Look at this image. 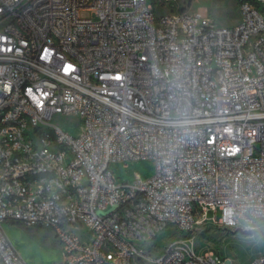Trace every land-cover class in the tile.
Listing matches in <instances>:
<instances>
[{
  "label": "built area",
  "instance_id": "built-area-1",
  "mask_svg": "<svg viewBox=\"0 0 264 264\" xmlns=\"http://www.w3.org/2000/svg\"><path fill=\"white\" fill-rule=\"evenodd\" d=\"M238 13L0 0L1 264H27L8 223L49 230L56 264H226L197 227L264 221V0ZM138 160L153 175L118 182Z\"/></svg>",
  "mask_w": 264,
  "mask_h": 264
},
{
  "label": "rangeland",
  "instance_id": "rangeland-1",
  "mask_svg": "<svg viewBox=\"0 0 264 264\" xmlns=\"http://www.w3.org/2000/svg\"><path fill=\"white\" fill-rule=\"evenodd\" d=\"M153 2L156 14L177 13L181 10L188 13H199L216 27H232L239 20L238 0H148ZM75 125L76 118H70ZM110 169L118 182H132L137 178L147 180L154 173V162L151 160L128 161L110 164ZM209 222L216 223L220 212L209 211L206 214ZM255 229L254 231L252 229ZM251 235L231 234V229L219 226L197 227L193 233V245L204 252L207 248L221 254L226 264H248L258 255L264 245V221L257 226L251 225ZM4 232L25 259L27 264H56L62 255L59 245L47 229H26L18 224H5ZM1 264V263H0Z\"/></svg>",
  "mask_w": 264,
  "mask_h": 264
},
{
  "label": "water",
  "instance_id": "water-1",
  "mask_svg": "<svg viewBox=\"0 0 264 264\" xmlns=\"http://www.w3.org/2000/svg\"><path fill=\"white\" fill-rule=\"evenodd\" d=\"M237 234L240 235H251L252 230L251 229H242V228H236L234 230Z\"/></svg>",
  "mask_w": 264,
  "mask_h": 264
},
{
  "label": "trees",
  "instance_id": "trees-1",
  "mask_svg": "<svg viewBox=\"0 0 264 264\" xmlns=\"http://www.w3.org/2000/svg\"><path fill=\"white\" fill-rule=\"evenodd\" d=\"M210 226V225H209ZM231 234H237L235 231H229Z\"/></svg>",
  "mask_w": 264,
  "mask_h": 264
},
{
  "label": "crops",
  "instance_id": "crops-1",
  "mask_svg": "<svg viewBox=\"0 0 264 264\" xmlns=\"http://www.w3.org/2000/svg\"><path fill=\"white\" fill-rule=\"evenodd\" d=\"M258 223H256L255 225L257 226ZM62 260V259H61ZM59 263V262H58Z\"/></svg>",
  "mask_w": 264,
  "mask_h": 264
},
{
  "label": "clouds",
  "instance_id": "clouds-1",
  "mask_svg": "<svg viewBox=\"0 0 264 264\" xmlns=\"http://www.w3.org/2000/svg\"><path fill=\"white\" fill-rule=\"evenodd\" d=\"M252 230L254 231L255 229L253 228Z\"/></svg>",
  "mask_w": 264,
  "mask_h": 264
}]
</instances>
